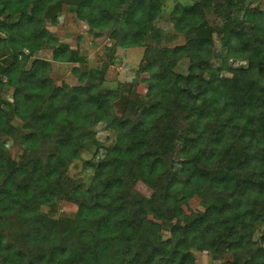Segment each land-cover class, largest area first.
I'll return each mask as SVG.
<instances>
[{
  "label": "trees",
  "instance_id": "1",
  "mask_svg": "<svg viewBox=\"0 0 264 264\" xmlns=\"http://www.w3.org/2000/svg\"><path fill=\"white\" fill-rule=\"evenodd\" d=\"M163 1L0 0V93L12 88L10 102L0 95V264H192L189 248L228 253L224 264H264V246L251 238L260 224L264 241V14L245 0L206 3L224 19L225 53L214 66L203 2L176 5L173 28L190 36L181 45L144 47L145 104L82 83L83 75L78 85H54L40 58L26 65L42 42L54 43L43 16L51 12L53 20L62 3L75 4L90 25L111 26L117 46L128 47L140 46ZM238 5L245 10L235 20ZM68 52L55 46L51 58L69 60ZM183 57L185 74L173 70ZM231 57L247 66L227 67ZM222 70L231 76L220 77ZM94 121L115 141L90 165L84 187L66 170ZM5 136L21 144L15 160L2 154ZM136 181L151 189L148 197L132 189ZM194 195L206 206L184 215L179 203ZM55 198L76 205L63 229L39 212ZM159 222L169 225L166 239L157 238Z\"/></svg>",
  "mask_w": 264,
  "mask_h": 264
},
{
  "label": "rangeland",
  "instance_id": "2",
  "mask_svg": "<svg viewBox=\"0 0 264 264\" xmlns=\"http://www.w3.org/2000/svg\"><path fill=\"white\" fill-rule=\"evenodd\" d=\"M78 0H73L76 3ZM203 2L201 7L203 21L210 28L211 40L213 42V52L215 57L211 60V65H220V57L225 53L222 46V27L224 19L216 16L210 5L216 0H164L159 6V10L154 19L149 23L147 31L142 38L140 46H117V40L111 35V26H95L87 23V20L80 19L75 14V4L62 3L61 8L54 14L51 20V12H47L43 16V27L54 37L52 44L42 42L39 50L32 53L27 59L26 65H29L32 58H40L48 62V77L54 85L60 87H70L80 83L78 75H83V82L93 84L100 89H110L118 93L120 99L141 100L143 104L146 102L145 92L147 87V74L138 71V67L142 58L145 46L150 47H172L183 44L190 36L189 30L186 32H177L173 28L172 19L177 16L174 13L176 5L191 6L198 2ZM248 7L258 10L264 14V0H245ZM124 7V6H123ZM245 8L238 5L231 10V17L240 20L243 17ZM116 15L119 11H113ZM125 28V27H123ZM122 28V29H123ZM122 34V32H120ZM117 39H121L118 38ZM64 45L68 49L69 60L56 61L51 58V53L55 46ZM261 69L264 73V46L260 55ZM229 68H245L246 60L237 57H231L226 62ZM187 68V58H180L173 67L177 73L185 74ZM96 71V73H95ZM93 74V75H92ZM231 73L227 70L220 72V77L229 78ZM12 88L4 89L0 95L2 98L11 101ZM113 112L117 115L122 114L118 101L113 102ZM10 125L16 131H22L21 121L11 116ZM115 141V133L106 128L102 122H92L89 127V138L82 142L79 157L72 160L67 166L66 175L81 186L86 187L91 179L92 167L96 160L105 153ZM2 154L9 159H17L21 154V144L13 137L5 136L4 144L1 148ZM178 166H174L173 170H177ZM183 178V177H181ZM51 192L57 189L55 182H46ZM132 189L148 197L151 189L140 182H135ZM184 215L190 213H200L206 206L202 199L197 196H191L184 202L179 203ZM76 205L74 203L54 199L50 206H41L39 212L54 222V226L63 229L69 221L74 218ZM160 229L157 232L158 240L166 239L170 236L168 224L159 222ZM262 225H256L252 230L251 238L257 242L260 240ZM192 256V264H224L230 261L231 257L228 253L222 254L220 257H214L210 252L204 250H196L189 248Z\"/></svg>",
  "mask_w": 264,
  "mask_h": 264
}]
</instances>
